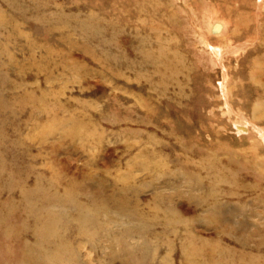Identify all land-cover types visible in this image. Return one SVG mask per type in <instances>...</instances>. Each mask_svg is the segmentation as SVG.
<instances>
[{
	"label": "rangeland",
	"instance_id": "374dc122",
	"mask_svg": "<svg viewBox=\"0 0 264 264\" xmlns=\"http://www.w3.org/2000/svg\"><path fill=\"white\" fill-rule=\"evenodd\" d=\"M261 24L264 0H0V264H264Z\"/></svg>",
	"mask_w": 264,
	"mask_h": 264
},
{
	"label": "bare ground",
	"instance_id": "6f19581e",
	"mask_svg": "<svg viewBox=\"0 0 264 264\" xmlns=\"http://www.w3.org/2000/svg\"><path fill=\"white\" fill-rule=\"evenodd\" d=\"M262 1H263V0H262ZM193 13H194V12H193ZM192 17H193V16H192ZM193 18H194V17H193ZM199 22H200V21H199ZM211 22H212V21H211ZM211 22H210V23H211ZM216 22H217V20H216ZM220 22H221V21H220ZM222 22H223V21H222ZM223 25H224V22H223ZM223 25H222V26H223ZM261 25H262V26H261V29H262V31H264V24H261ZM220 26H221L220 23H219V24H218V23L212 24V28H213V30H214L213 32L216 33L215 31H219ZM223 27H224V26H223ZM200 28H201V27H200ZM200 30H201V29H200ZM211 30H212V29H211ZM234 30H235V28H234ZM211 32H212V31H211ZM219 34H220V33H219ZM203 35H204V34H203ZM201 37H203V36H201ZM199 38H200V36H199ZM199 38H198V39H199ZM221 38H223V37H221ZM224 38H225V37H224ZM203 39H204V38H203ZM200 41H201V40H200ZM204 41H206V40H204ZM204 41H203V42H204ZM225 42H226V41H225ZM207 43H208V42L206 41V45H207ZM210 46H211V45H210ZM205 47H206V46H205ZM217 47H218V46H217ZM196 48H197V47H196ZM203 48H204V47H203ZM208 48H209V47H208ZM206 49H207V48H206ZM212 52L214 53V51H212ZM212 52H211V54H213ZM147 62H148V61H147ZM258 65H259V64H258ZM172 68H173V67H172ZM178 68H179V67H178ZM253 72H254V71H253ZM255 72H257V71L255 70ZM259 72H260V71H258V73H256V74H254V73H253V74H254V75L260 74ZM254 75H253V76H254ZM260 76H262V75H260ZM263 76H264V75H263ZM260 82H261V81H260ZM219 83H221V82H219ZM261 84H262V83H261ZM263 84H264V83H263ZM263 87H264V86H263ZM259 95H260V96H264V88L261 90V92L259 93ZM229 106H230V104H229ZM255 110H256V109H255ZM256 111H257V112H256V113L254 112V114H253L254 117H255L256 119H258V120H263V119H264V112H263V113H262V112H259L260 109H258V110H256ZM237 126H238L239 129L247 130V129H245V127H244L243 125L238 124ZM238 128H237V129H238ZM258 129L261 130V128H258ZM243 132H244V131H243ZM246 132H247V131H246ZM207 136H208V135H207ZM248 136H249V135H248ZM261 137H262V140L264 141V136L261 135ZM78 148H79V147H78ZM252 158H253V157H252ZM245 163H246V162H245ZM246 165H247V164H246ZM244 166H245V165H244ZM239 168H240V167H239ZM239 168H238V170H239ZM243 169H244V168H243ZM253 169H254V168H253ZM241 171H243V170H241ZM254 171H256V170H254ZM254 171H253V172H254ZM244 173H247V172H244ZM257 173H258V172H257ZM248 174H249V173H248ZM244 175H245V174H244ZM251 176H253V175H251ZM256 177L258 178L257 175H255V178H256ZM257 178H256V179H257ZM259 178H260V174H259ZM259 178H258V180H259ZM263 178H264V177H263ZM263 178H261V179H263ZM261 179H260V180H261ZM260 180H259V181H260ZM62 183H63V182H62ZM59 195H60V194H59ZM59 195H58V196H59ZM59 197H60V196H59ZM61 197H62V196H61ZM53 200H54V199H53ZM244 206H245V205H244ZM63 207H64V206H63ZM242 210H243V209H241V211H242ZM90 211H91V210H90ZM87 219H88V218H87ZM236 222H237V221H236ZM83 223H85V222H83Z\"/></svg>",
	"mask_w": 264,
	"mask_h": 264
}]
</instances>
